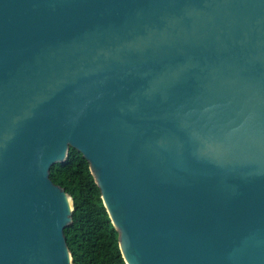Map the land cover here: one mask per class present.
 Returning a JSON list of instances; mask_svg holds the SVG:
<instances>
[{
	"label": "water",
	"instance_id": "95a60500",
	"mask_svg": "<svg viewBox=\"0 0 264 264\" xmlns=\"http://www.w3.org/2000/svg\"><path fill=\"white\" fill-rule=\"evenodd\" d=\"M70 148L125 264H264V0H0V264H72Z\"/></svg>",
	"mask_w": 264,
	"mask_h": 264
},
{
	"label": "trees",
	"instance_id": "16d2710c",
	"mask_svg": "<svg viewBox=\"0 0 264 264\" xmlns=\"http://www.w3.org/2000/svg\"><path fill=\"white\" fill-rule=\"evenodd\" d=\"M49 178L72 198V222L63 230L72 264H125L118 234L82 155L70 148L63 163L51 166Z\"/></svg>",
	"mask_w": 264,
	"mask_h": 264
}]
</instances>
